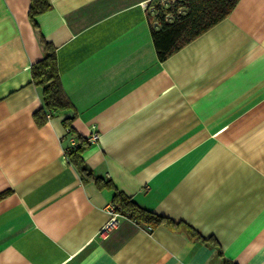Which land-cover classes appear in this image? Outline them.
<instances>
[{
  "label": "crops",
  "instance_id": "0c3cea01",
  "mask_svg": "<svg viewBox=\"0 0 264 264\" xmlns=\"http://www.w3.org/2000/svg\"><path fill=\"white\" fill-rule=\"evenodd\" d=\"M174 1L47 0L35 26L30 0H0V264H264V0L161 60L152 16ZM40 36L70 102L49 118ZM67 126L99 133L81 153L94 178ZM115 189L178 226L101 233Z\"/></svg>",
  "mask_w": 264,
  "mask_h": 264
},
{
  "label": "trees",
  "instance_id": "16d2710c",
  "mask_svg": "<svg viewBox=\"0 0 264 264\" xmlns=\"http://www.w3.org/2000/svg\"><path fill=\"white\" fill-rule=\"evenodd\" d=\"M237 2L238 0H177L167 8L160 4L156 5L152 17L157 21L158 28L153 29L151 35L159 59L167 58L224 19ZM49 6L47 0H30L28 15L35 26L37 24L34 17L47 10ZM179 6L186 8L185 13L176 12ZM167 13L172 14L171 21L166 19ZM40 41L43 46V57L31 64V78L36 85L41 87L43 105L39 110H43L45 114L48 111L52 114L54 111L67 108L70 102L60 84L56 68L55 47L42 36H40ZM38 122L40 123L39 120ZM67 128L72 133L71 127L67 126ZM76 139L78 141L76 147L66 148L68 160L75 166L82 179L94 178L81 158V153L89 142L82 136H76ZM95 180L99 181L97 178ZM107 184L112 186L109 180ZM110 203L114 204L123 216L137 222L148 223L149 226L159 224L168 227L178 226V223L165 216L137 207L129 197L116 189ZM187 230L194 235L189 227ZM196 236L199 237V235Z\"/></svg>",
  "mask_w": 264,
  "mask_h": 264
},
{
  "label": "built area",
  "instance_id": "2783aa9c",
  "mask_svg": "<svg viewBox=\"0 0 264 264\" xmlns=\"http://www.w3.org/2000/svg\"><path fill=\"white\" fill-rule=\"evenodd\" d=\"M51 116V113L48 111L46 113V117L49 118ZM67 134H68V143L70 147H76L78 144V141L74 135L70 132L69 128H67ZM99 137L98 132H93L90 135L86 136V141L89 143L96 142ZM108 214L109 217L106 221V223L101 227V233H104L109 227L113 226L115 223H117L118 219L123 216L119 209L112 203H109L108 205ZM148 229H151V226L147 227Z\"/></svg>",
  "mask_w": 264,
  "mask_h": 264
},
{
  "label": "rangeland",
  "instance_id": "374dc122",
  "mask_svg": "<svg viewBox=\"0 0 264 264\" xmlns=\"http://www.w3.org/2000/svg\"><path fill=\"white\" fill-rule=\"evenodd\" d=\"M154 14V13H153Z\"/></svg>",
  "mask_w": 264,
  "mask_h": 264
}]
</instances>
